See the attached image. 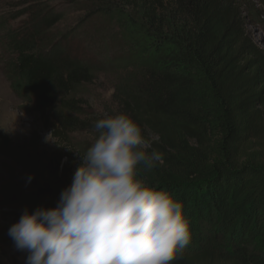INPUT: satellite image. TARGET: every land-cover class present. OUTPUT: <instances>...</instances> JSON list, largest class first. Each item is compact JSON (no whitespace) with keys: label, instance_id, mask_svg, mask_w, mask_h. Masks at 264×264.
I'll return each instance as SVG.
<instances>
[{"label":"trees","instance_id":"trees-1","mask_svg":"<svg viewBox=\"0 0 264 264\" xmlns=\"http://www.w3.org/2000/svg\"><path fill=\"white\" fill-rule=\"evenodd\" d=\"M24 5L29 23L9 35L5 71L53 137L70 148L77 137L73 154L84 152L82 136L95 138L98 119L129 114L163 154L143 178L182 200L191 223L174 264H264V49L248 29L264 8L251 0ZM104 86L109 101L96 106ZM9 147L0 131V152Z\"/></svg>","mask_w":264,"mask_h":264},{"label":"clouds","instance_id":"clouds-1","mask_svg":"<svg viewBox=\"0 0 264 264\" xmlns=\"http://www.w3.org/2000/svg\"><path fill=\"white\" fill-rule=\"evenodd\" d=\"M94 129L58 204L25 209L9 228L15 249L25 264H174L192 239L184 203L142 175L163 154L127 113L105 114Z\"/></svg>","mask_w":264,"mask_h":264},{"label":"rangeland","instance_id":"rangeland-1","mask_svg":"<svg viewBox=\"0 0 264 264\" xmlns=\"http://www.w3.org/2000/svg\"><path fill=\"white\" fill-rule=\"evenodd\" d=\"M251 3H256L258 9L264 8L258 0ZM54 4L61 8L64 5L57 1ZM26 7L24 0H0V131L10 139V147L0 152L1 264H25L27 254L15 249L8 235L9 228L25 209L55 207L61 192L70 185L67 176H74L83 162L80 153L73 154L79 138L74 137L71 148L64 140L55 139L36 105L20 99L7 77L5 64L12 58L7 41L13 31L29 23ZM248 29L264 49V17L251 21ZM97 94L91 102L99 106L109 101L111 91L105 86L99 87ZM49 134L50 140L46 142ZM82 140L90 146L93 137L83 135ZM28 177H32L30 182Z\"/></svg>","mask_w":264,"mask_h":264}]
</instances>
